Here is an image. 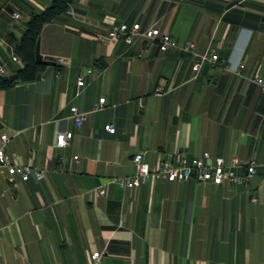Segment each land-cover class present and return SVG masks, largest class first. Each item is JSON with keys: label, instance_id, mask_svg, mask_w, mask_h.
Returning a JSON list of instances; mask_svg holds the SVG:
<instances>
[{"label": "crops", "instance_id": "0c3cea01", "mask_svg": "<svg viewBox=\"0 0 264 264\" xmlns=\"http://www.w3.org/2000/svg\"><path fill=\"white\" fill-rule=\"evenodd\" d=\"M51 2L0 0L5 75L24 67L27 22ZM69 8L74 14L61 13L39 37L53 70L0 89L8 151L45 170L40 181L32 175L13 185L0 167V264H264V86L256 81L264 80V0H73ZM117 20L156 26L199 52L212 47L229 67L205 63L193 79L195 56L181 47L162 51L144 37L100 42L97 34ZM102 97L105 106L94 111ZM74 105L86 112L81 126ZM64 131L73 137L58 147ZM206 151L254 158L257 172L238 185L153 176L137 188L115 182L136 173L139 152L153 167Z\"/></svg>", "mask_w": 264, "mask_h": 264}, {"label": "built area", "instance_id": "2783aa9c", "mask_svg": "<svg viewBox=\"0 0 264 264\" xmlns=\"http://www.w3.org/2000/svg\"><path fill=\"white\" fill-rule=\"evenodd\" d=\"M68 10L74 14V11L71 8ZM11 15L16 21L22 18L21 12L17 9L11 11ZM138 37H144L147 40L156 42L159 49L162 51H167L172 47H181L184 50L192 52L195 56V61L192 65L193 79L198 77L201 67L205 63H222L229 67L227 59L221 58L214 48L210 47L204 52H199L194 43L187 42L180 45L171 34L161 32L156 26H150L149 28L142 30L140 22L128 23L117 20L112 23L105 33L97 34V39L103 43H113L117 40H123L126 44H132ZM12 58L15 61H21L16 55H13ZM55 61L60 65L70 64V59L65 56H56ZM244 66L245 65L241 63L237 72H239ZM5 73L6 67L3 63H0V75H5ZM87 73H91V70L88 69ZM256 81L264 86V80L262 78L258 77L256 78ZM78 84L81 87L85 86L83 75L78 77ZM105 104L106 98L102 97L94 105L93 110H100ZM71 112L75 124L81 126L86 118V112L80 111L76 105L71 107ZM106 129L111 133L116 132V127L113 124L106 125ZM72 137V131L58 132L56 136V145L58 147H65L69 144V140ZM10 139L11 136L8 133L0 132V167L7 170L11 183L16 185L18 178L25 181L32 175H34L37 180H42L45 176L44 169L21 163L16 153H10L8 151L7 146ZM75 158H77V156H75ZM133 162L136 166V173L122 178H116L115 180V182L122 187L137 188L141 184L147 182L151 176L156 179H167L177 182H183L188 178H195L198 182L203 184L207 182L221 184L228 181L232 184L238 185L252 178L257 172V163L254 158L243 160L234 157L230 161H227L223 156L213 157L208 151L204 152L201 157L189 158L184 156L177 164L161 159L153 167L145 162L144 153L139 152L134 155ZM240 168L246 169V175L238 174L237 170ZM96 192L99 195H103L106 193V189L104 186H101L97 188ZM257 200V197H253L254 202ZM101 256V251H95L91 254V260L97 263Z\"/></svg>", "mask_w": 264, "mask_h": 264}, {"label": "trees", "instance_id": "16d2710c", "mask_svg": "<svg viewBox=\"0 0 264 264\" xmlns=\"http://www.w3.org/2000/svg\"><path fill=\"white\" fill-rule=\"evenodd\" d=\"M72 2L73 0H52L44 10L31 14L21 39L25 65L19 70V75L23 82L36 79L37 74L44 68V65L38 64L35 59L36 44L44 25L66 12ZM14 83V81L3 80V75H0V89H5Z\"/></svg>", "mask_w": 264, "mask_h": 264}, {"label": "water", "instance_id": "95a60500", "mask_svg": "<svg viewBox=\"0 0 264 264\" xmlns=\"http://www.w3.org/2000/svg\"><path fill=\"white\" fill-rule=\"evenodd\" d=\"M35 59H36V62L39 64L48 65L44 73L37 74V79L41 78L42 76H47L53 70L55 62L44 58L43 54L41 53V49H40V40H38L36 44ZM3 80L21 81L18 73L11 74V75H4Z\"/></svg>", "mask_w": 264, "mask_h": 264}]
</instances>
